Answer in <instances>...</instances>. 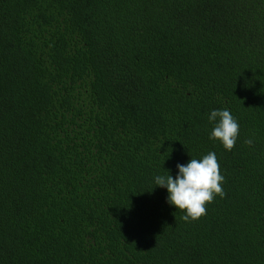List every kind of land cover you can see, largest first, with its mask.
Masks as SVG:
<instances>
[{
    "label": "trees",
    "instance_id": "16d2710c",
    "mask_svg": "<svg viewBox=\"0 0 264 264\" xmlns=\"http://www.w3.org/2000/svg\"><path fill=\"white\" fill-rule=\"evenodd\" d=\"M209 151L185 221L153 178ZM0 264H264V0H0Z\"/></svg>",
    "mask_w": 264,
    "mask_h": 264
},
{
    "label": "clouds",
    "instance_id": "9594fccd",
    "mask_svg": "<svg viewBox=\"0 0 264 264\" xmlns=\"http://www.w3.org/2000/svg\"><path fill=\"white\" fill-rule=\"evenodd\" d=\"M209 123L213 124L209 138L231 151L239 136V123L228 108L211 109ZM252 144V140L246 141ZM154 184L167 192L166 202L183 213L185 221H197L206 215V206L216 196L223 197L224 177L220 172L215 152L209 151L200 158H190L185 164H176V173L166 170L155 175ZM155 187V188H156Z\"/></svg>",
    "mask_w": 264,
    "mask_h": 264
}]
</instances>
